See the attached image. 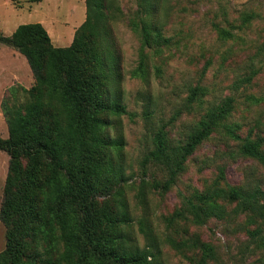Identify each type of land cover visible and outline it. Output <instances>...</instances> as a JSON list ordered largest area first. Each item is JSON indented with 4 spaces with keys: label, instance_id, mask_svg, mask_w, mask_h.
I'll use <instances>...</instances> for the list:
<instances>
[{
    "label": "trees",
    "instance_id": "trees-1",
    "mask_svg": "<svg viewBox=\"0 0 264 264\" xmlns=\"http://www.w3.org/2000/svg\"><path fill=\"white\" fill-rule=\"evenodd\" d=\"M168 3L137 0L139 22L130 26L139 36L140 51L130 75L144 83L149 79L150 58L173 45L163 31ZM85 7V21L67 47H54L40 23L22 24L10 36H0L1 44L25 58L34 80L29 90L20 89L24 102H16L17 89L12 88L13 100L1 103L8 138H0V150L10 159L0 210L6 227L0 264H160L161 242L148 218L150 196L173 187L203 141L225 129L229 139L240 142L239 154L264 168L259 144L242 140L233 125H226L234 108V99L227 97L206 108L175 144L170 142L167 123L152 130V147L139 163L140 181L137 186L129 184L120 125L128 112L122 103L115 18L105 0H85ZM254 19L253 12L242 14L237 29L247 30ZM214 28L221 37H232L227 30ZM207 94L204 86L190 87L188 112L200 108ZM146 103L143 116L151 125V100ZM151 170L162 179L149 178ZM130 190L134 208L141 212L137 220ZM263 201L264 188L256 181L215 187L183 197V209L163 220L166 228L176 220L203 226L209 219H222L224 203H233L234 213L246 215L253 226L248 235L254 248L264 249ZM135 226L143 236V249L134 236ZM164 242L176 251L197 248V264L216 259L214 248L195 237L176 241L165 235Z\"/></svg>",
    "mask_w": 264,
    "mask_h": 264
},
{
    "label": "rangeland",
    "instance_id": "rangeland-1",
    "mask_svg": "<svg viewBox=\"0 0 264 264\" xmlns=\"http://www.w3.org/2000/svg\"><path fill=\"white\" fill-rule=\"evenodd\" d=\"M114 16L112 23L115 47L123 70V105L128 115L120 118L124 139L123 155L129 184L137 186L140 161L151 146V131L167 123L170 142L177 143L206 108L218 105L227 97L234 99V108L226 125H233L243 139L259 144L264 153V0H169V15L164 20V34L173 45L164 48L149 60L147 83L132 78L130 72L139 61L140 39L132 30L139 22L137 0H105ZM254 13L252 25L238 30L244 13ZM85 0H0V36H10L17 26L42 23L48 35L67 32L73 39L75 30L85 21ZM164 19V18H162ZM214 25L232 37H221ZM50 37V36H49ZM69 41L58 47L68 46ZM255 75L251 77V73ZM34 80L23 56L0 43V138L8 131L1 111L5 99L12 101L11 89H17L16 102H24L20 89L29 90ZM196 85L207 88L200 108L188 112L185 105L188 89ZM151 100V125L143 116L146 100ZM181 114L172 120L177 112ZM240 142L231 140L219 128L188 158L184 170L173 187L164 194L150 196L149 221L161 245L160 264H197V248L174 250L164 242L165 235L176 241L195 237L210 244L215 260L207 264H264V249H255L250 242L246 215L234 213L233 203H224L226 215L209 219L203 226L176 220L166 228L163 218L183 209V197L215 187L247 185L258 182L264 188V168L256 161L239 154ZM9 156L0 150V210L9 168ZM149 178L161 180L151 170ZM222 176V178H221ZM129 192L130 205L137 220L141 212ZM264 203V201H263ZM136 225V224H135ZM134 227V236L141 249L144 239ZM6 227L0 220V252L6 245Z\"/></svg>",
    "mask_w": 264,
    "mask_h": 264
},
{
    "label": "crops",
    "instance_id": "crops-1",
    "mask_svg": "<svg viewBox=\"0 0 264 264\" xmlns=\"http://www.w3.org/2000/svg\"><path fill=\"white\" fill-rule=\"evenodd\" d=\"M42 24V23H41ZM68 33L66 32H62V33H60V34H58V33H54V35L56 36V37H58L57 35H59V38H57L56 40H54L53 38H52V35L51 34H49V36H50V39H51V43H52V45L54 46V47H57V48H63V47H58V45L59 44H61V43H67L68 41H69V44H68V46L71 44V42H72V40L70 41V35L69 36H66ZM67 47V46H66ZM17 54L19 55V58H20V56H22V55H20L18 52H17Z\"/></svg>",
    "mask_w": 264,
    "mask_h": 264
}]
</instances>
